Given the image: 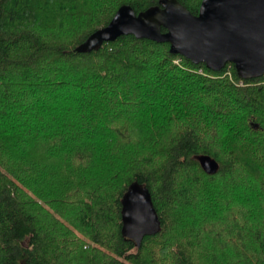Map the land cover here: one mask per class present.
Returning a JSON list of instances; mask_svg holds the SVG:
<instances>
[{
	"label": "trees",
	"instance_id": "16d2710c",
	"mask_svg": "<svg viewBox=\"0 0 264 264\" xmlns=\"http://www.w3.org/2000/svg\"><path fill=\"white\" fill-rule=\"evenodd\" d=\"M158 3L0 0V264H264V76L134 35L77 51ZM134 182L162 222L140 246L122 231Z\"/></svg>",
	"mask_w": 264,
	"mask_h": 264
},
{
	"label": "water",
	"instance_id": "95a60500",
	"mask_svg": "<svg viewBox=\"0 0 264 264\" xmlns=\"http://www.w3.org/2000/svg\"><path fill=\"white\" fill-rule=\"evenodd\" d=\"M124 35L168 42L173 54L205 63L213 71L231 62L243 79L264 76V0H203L198 15L178 0H159L140 13L123 5L77 51L92 52ZM122 223L123 234L138 246L162 230L147 186L138 182L129 186L122 198Z\"/></svg>",
	"mask_w": 264,
	"mask_h": 264
},
{
	"label": "rangeland",
	"instance_id": "374dc122",
	"mask_svg": "<svg viewBox=\"0 0 264 264\" xmlns=\"http://www.w3.org/2000/svg\"><path fill=\"white\" fill-rule=\"evenodd\" d=\"M177 63H181V60H177L176 61ZM200 73H203V71H201L200 70ZM205 75V74H204ZM229 77V79L231 80V81H233L232 80V78H231V76L229 75L228 76ZM54 115H50V117H53ZM147 148V147H146ZM140 152H143V151H140ZM52 156H53V153H52ZM203 162H204V164H206L207 166H208V168H210V169H214L215 168V163L213 162V161H211L210 159H208V158H203ZM48 166V165H47ZM46 166V167H47ZM77 169H75V171H76ZM96 171V170H95ZM79 178H83V177H81V176H78ZM204 188H206V187H210V185H208V186H206L205 184H204V186H203ZM201 189V188H200ZM199 189V190H200ZM214 195H216L215 193H214ZM196 199H198V200H200V199H203V198H206L205 200H207V199H209L210 201H212V199H214V198H212V195H210L209 193H207V192H205V191H203V192H196Z\"/></svg>",
	"mask_w": 264,
	"mask_h": 264
}]
</instances>
